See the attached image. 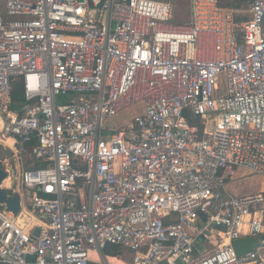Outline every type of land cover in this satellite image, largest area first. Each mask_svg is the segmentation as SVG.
Here are the masks:
<instances>
[{"label": "built area", "instance_id": "built-area-1", "mask_svg": "<svg viewBox=\"0 0 264 264\" xmlns=\"http://www.w3.org/2000/svg\"><path fill=\"white\" fill-rule=\"evenodd\" d=\"M0 6L1 187L20 203L0 202V264H110L106 244L124 264H264V191L227 189L264 177V0Z\"/></svg>", "mask_w": 264, "mask_h": 264}, {"label": "rangeland", "instance_id": "rangeland-1", "mask_svg": "<svg viewBox=\"0 0 264 264\" xmlns=\"http://www.w3.org/2000/svg\"><path fill=\"white\" fill-rule=\"evenodd\" d=\"M2 2L3 0H0V4ZM183 3H184L183 1L178 2V11H183L184 9ZM1 12H2V6H0V13ZM142 109H143L142 104H139V103L134 104L120 111L115 116L104 120V124L109 127L126 126L128 123L131 122V120L136 114H139L142 112ZM5 159L8 161V163L11 164L10 166H13L14 168V160L12 157V153L10 152V150L6 149L2 144H0V164L1 165L3 161H5ZM24 161L26 162L25 159ZM237 178L238 179L230 182L227 186V189L231 194L246 195V194H253L256 192L264 191V177L261 175L250 173L247 171H239ZM7 194L10 195V191H7ZM211 244H212L211 241L206 242L205 248L209 247ZM119 249L122 251V253L121 255H118L117 257H120L123 260L122 264H124V262H126L129 259V255L124 252L126 251V249L122 247H119ZM107 257H108L110 264H121L120 261L113 260L112 259L113 256H107ZM93 263L98 264L96 262H93ZM102 264H107V263L102 261Z\"/></svg>", "mask_w": 264, "mask_h": 264}, {"label": "water", "instance_id": "water-1", "mask_svg": "<svg viewBox=\"0 0 264 264\" xmlns=\"http://www.w3.org/2000/svg\"><path fill=\"white\" fill-rule=\"evenodd\" d=\"M7 177V173L0 167V202L4 203L6 208L16 215L20 208L19 195L16 192H12L9 196L7 191L11 192V188L1 187L3 180ZM38 233V229H35L34 234ZM260 239L264 240V235L260 236ZM259 244V239L256 236H247L234 239L232 245L238 255H243L255 248Z\"/></svg>", "mask_w": 264, "mask_h": 264}, {"label": "trees", "instance_id": "trees-1", "mask_svg": "<svg viewBox=\"0 0 264 264\" xmlns=\"http://www.w3.org/2000/svg\"><path fill=\"white\" fill-rule=\"evenodd\" d=\"M11 98L13 101V107H21L24 104L23 83L21 78L15 80L12 83ZM39 166L40 164L38 162L34 164V167H39ZM102 253L107 256H118L121 255L122 251L116 245L106 244L102 250ZM90 264H94V263L91 262Z\"/></svg>", "mask_w": 264, "mask_h": 264}, {"label": "crops", "instance_id": "crops-1", "mask_svg": "<svg viewBox=\"0 0 264 264\" xmlns=\"http://www.w3.org/2000/svg\"><path fill=\"white\" fill-rule=\"evenodd\" d=\"M1 144V143H0ZM23 165H30L28 161L24 162ZM4 183H6V185L8 184V180H6ZM114 257V256H113Z\"/></svg>", "mask_w": 264, "mask_h": 264}]
</instances>
